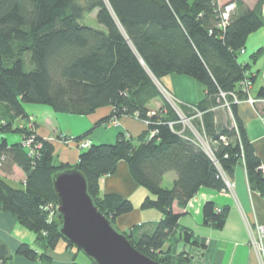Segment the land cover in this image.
Segmentation results:
<instances>
[{
	"label": "trees",
	"instance_id": "obj_1",
	"mask_svg": "<svg viewBox=\"0 0 264 264\" xmlns=\"http://www.w3.org/2000/svg\"><path fill=\"white\" fill-rule=\"evenodd\" d=\"M230 3L235 9L221 28L218 0H0V133H17L21 138L12 145L0 140V210L32 232L42 249L38 253L20 244L11 255L0 240V264H8L13 256L52 264L44 251L53 250L61 241L74 247L60 235L55 209L49 217L48 205L58 203L53 177L61 172L75 171L85 178L93 204L114 227L115 220L129 214L133 206L128 199L102 195L100 180L124 162L132 180L151 195L141 209L156 210L162 218L151 234L137 238L123 234L136 250L162 264L188 262L187 257H173L162 249L176 232L183 242L205 247L203 239L179 228L178 221L200 188L227 191L221 173L231 182L234 168L242 164L249 188L264 197L260 161L231 96L240 101L246 98L241 82L247 73L252 86L255 83L251 65L239 58L247 37L264 29V0H257L252 9L243 0ZM94 11L102 29L84 23ZM171 74L189 77L205 88L198 104H176L204 134L211 156L183 130L159 90L158 86L165 89L162 80ZM221 93L234 125L218 122L217 114L227 110L220 107L224 103ZM256 97L264 99V87ZM157 99L162 106L151 111L149 104ZM26 104L75 116L110 107L109 117L95 127L131 116L145 122L147 129L136 139L119 133L112 144L79 149L74 165L54 164L52 143L37 137L34 140L41 148L30 155L23 146L29 130L13 128L15 120L29 119ZM90 134L91 130L74 140H86ZM13 167L25 176L22 187H13L1 177ZM171 172L176 176L171 187H162L164 176ZM202 215L203 225L220 231L227 208L218 210L206 202ZM89 264L95 263L89 260Z\"/></svg>",
	"mask_w": 264,
	"mask_h": 264
},
{
	"label": "crops",
	"instance_id": "obj_2",
	"mask_svg": "<svg viewBox=\"0 0 264 264\" xmlns=\"http://www.w3.org/2000/svg\"><path fill=\"white\" fill-rule=\"evenodd\" d=\"M218 1L220 4H225L234 0ZM243 2L249 9H252L257 0H243ZM244 46L245 53L241 56V60L251 65V72L255 75V83L252 86L251 95L257 98L258 89L264 87V29L249 35ZM252 55L255 56L254 61L251 58ZM162 84L170 97L179 104L196 105L205 97V88L186 76L171 74L163 78ZM161 106V101L157 99L149 104V109L157 111ZM25 111L28 116L35 117V114H33L35 111L33 112L29 107ZM225 112L222 111L217 114L218 122L224 125H234L230 111L226 110ZM43 113L46 114V111ZM110 114L111 108L105 107L87 116H77L82 117L85 122L80 132L73 133L68 131L63 134L53 123L51 130L41 129L38 135L41 138L50 140L53 136L52 133H54L55 136L71 137L73 140L75 137L91 130V134L87 137L91 144H111L115 142L119 133L136 139L147 129L145 122L131 116H122L114 126L95 127L99 121L109 117ZM236 114L245 129L246 136L253 147L256 157L260 161V167L264 174V103L251 105L242 100L236 104ZM21 121L23 120L19 119V121L15 122L20 126L22 124ZM50 124H52L51 121L49 122ZM2 135L0 133V140L4 138ZM4 139L9 145L19 143V141L14 139L9 142L8 137ZM51 143L54 147V164H76L79 156L77 144L70 146L59 141ZM1 177L13 187L19 188L25 183L24 174L16 167H13L9 174L2 173ZM175 177V173H168L164 176L163 182L165 180V184L169 187ZM230 183L232 192L200 188L196 195L187 203L185 212L179 218V228L188 229L195 239H203L204 248L183 242L180 239V233L176 232L163 245L162 249L168 251L170 256L173 257L178 255L187 257V264H257L248 246V236L242 213L246 215L250 222L264 225V197L249 188L246 171L242 164L234 168ZM100 191L102 195H116L128 199L132 203L133 210L129 214L118 218L115 225L122 232L129 228V234L134 238L143 234H151L162 218L161 214L156 210L141 209L143 201L146 198H151V195L146 189L138 186L132 180L127 165L122 161L117 163L115 172L112 175L104 176L100 180ZM206 202H212L218 210L227 208L225 225L222 230L217 231L203 225L202 208ZM0 240L6 245L11 255L14 254L20 244H27L36 252H42L36 247L35 235L23 228L13 216L1 210ZM52 254H50L52 264H70L75 256L73 251L67 250L64 243L58 245ZM76 258V262L79 264H89V261L82 257L78 256ZM8 264L39 263L23 257L13 256Z\"/></svg>",
	"mask_w": 264,
	"mask_h": 264
},
{
	"label": "water",
	"instance_id": "obj_3",
	"mask_svg": "<svg viewBox=\"0 0 264 264\" xmlns=\"http://www.w3.org/2000/svg\"><path fill=\"white\" fill-rule=\"evenodd\" d=\"M59 233L95 264H162L136 250L93 204L85 178L66 171L53 177Z\"/></svg>",
	"mask_w": 264,
	"mask_h": 264
},
{
	"label": "built area",
	"instance_id": "obj_4",
	"mask_svg": "<svg viewBox=\"0 0 264 264\" xmlns=\"http://www.w3.org/2000/svg\"><path fill=\"white\" fill-rule=\"evenodd\" d=\"M234 9H235L234 3L228 2V3L220 5V23H219V27L224 28L226 26L227 21L229 19V16L234 11ZM262 18H263V22H264V5L262 7ZM244 53H245L244 50L240 51L241 55H244ZM247 75H248V73H247ZM247 75H246L245 79H243V81L241 82L242 90L244 91V93H246V98L244 100L246 102H248L249 104H251V105H257V104H260V103H264L263 99L254 98L251 95L252 84L248 80ZM163 92H165V91L163 90ZM231 96H232V101H233L234 104H237V103L240 102V100L237 99V97L235 95H231ZM220 97L222 99H224L225 95L221 93ZM168 101L169 102H167V103L171 106V108L178 115L179 122L183 125V130L184 129L188 130L190 132V134L193 136V139L197 143V145L202 150H204L209 156H211V150H210L208 141H207L206 137L204 136V134L198 132L191 125L189 120L186 119L181 114V112L179 111V109L177 107V104L174 101V99L168 98ZM220 107L221 108H226L229 111V104L227 102H225V99H224L223 105H221ZM200 116H201V113L200 112H196L195 117L200 118ZM221 139L224 140L223 138H221ZM32 142H33V139H26L25 141H23V146L28 150L30 155L35 153V151H37L38 149L41 148V144L40 143H37V142L36 143H32ZM33 144H35V145L32 147L31 145H33ZM90 145H91V142L89 140H82L79 143H77V149H86ZM221 176L225 180L227 191L232 192L231 183L228 182L225 179V177H224V175L222 173H221ZM56 211H57V206H56ZM54 212L52 210L50 215H54ZM242 218H243L244 225H245V228H246V231H247L248 246H249L251 252L253 253L255 261H256L257 264H264V225H260L258 223L250 222L244 213H242Z\"/></svg>",
	"mask_w": 264,
	"mask_h": 264
},
{
	"label": "rangeland",
	"instance_id": "obj_5",
	"mask_svg": "<svg viewBox=\"0 0 264 264\" xmlns=\"http://www.w3.org/2000/svg\"><path fill=\"white\" fill-rule=\"evenodd\" d=\"M95 14H96V11H94L92 14H90L89 16L86 17L84 23L90 27H94V28H98V29H102V27L96 22V19H95ZM241 60V56L239 58ZM159 87V90L161 91L162 95H163V98L165 99L166 102H169L168 101V98H171L168 91L160 86ZM166 92H163V90ZM25 109H27L28 107L33 110L30 111L32 112L33 114H35V117H31L29 116V119L27 120H23L21 121V125L19 126L15 121H19V119L15 120L14 121V124H13V128H16V127H20V128H24L26 127L29 132H30V136L27 137V139H33V142L32 143H36V141H38L39 139L37 137H40L38 135L39 131L41 129H48V130H51V127L54 123V126L56 125V127H58V130L63 133V134H66V132L68 131H72L73 133L75 132H80L81 128L83 127V125H85V122L83 120L82 117H77V116H73V115H70V114H65V113H55L53 112L49 107L47 106H42V105H32V104H26L24 105ZM46 111V114L43 113ZM51 118V119H50ZM22 120V119H21ZM51 121L52 124L49 125V122ZM56 121V122H55ZM115 121V122H114ZM117 122V120H114V119H110L108 122H106L105 124L101 125V126H105V127H110V126H114L115 123ZM187 124V123H186ZM53 136L51 137L50 141L49 139H45V138H41V139H44L46 141H49L50 143L51 142H56V141H59L63 144H66V145H74V144H77L79 143L78 141L76 140H72L71 137H64V136H55L54 133H52ZM2 135V134H1ZM2 137L4 138H7L10 140L9 142H12L11 139H14V140H17L20 142L21 138L19 136V134L17 133H6V134H3ZM36 139V141L34 140ZM38 139V140H37ZM12 144V143H11ZM112 144V143H111ZM35 144L31 145L32 147L34 146ZM55 162V160H54ZM14 180V179H13ZM16 180V179H15ZM9 184V182H7ZM166 181L164 180V182L162 183V187H166V188H170L171 186L169 185V187H167L168 185L165 184ZM11 185V184H10ZM13 186V185H11ZM56 206H53V205H48V208L49 209H55V214L57 213L56 211ZM51 216V217H50ZM49 217L52 218L53 215H50ZM122 217V216H120ZM118 217V218H120ZM117 218V219H118ZM117 219L115 220L114 222V228L118 231V232H121V233H127L129 235V228H127L125 231H120L115 223L117 221ZM35 243H36V247L39 248V244L36 242L35 240ZM62 243L64 242H59L57 244L58 245H61ZM64 245H66L64 243ZM56 246V247H57ZM55 247V248H56ZM67 247V246H66ZM55 248L53 250H55ZM42 250V249H41ZM39 249V251H41ZM53 250L49 249V250H46L44 252H46V254L50 257V254H52ZM67 250H70V251H73L75 253V256L74 258L72 259V262H76V257H82L84 259H86L87 261H89L78 249H76L75 247H67ZM50 253V254H49ZM70 254V253H69ZM51 258V257H50ZM71 262V263H72ZM78 263V262H77Z\"/></svg>",
	"mask_w": 264,
	"mask_h": 264
}]
</instances>
